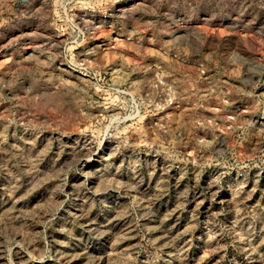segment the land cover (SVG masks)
Masks as SVG:
<instances>
[{
    "label": "rangeland",
    "instance_id": "rangeland-1",
    "mask_svg": "<svg viewBox=\"0 0 264 264\" xmlns=\"http://www.w3.org/2000/svg\"><path fill=\"white\" fill-rule=\"evenodd\" d=\"M0 264H264V0H0Z\"/></svg>",
    "mask_w": 264,
    "mask_h": 264
},
{
    "label": "bare ground",
    "instance_id": "bare-ground-1",
    "mask_svg": "<svg viewBox=\"0 0 264 264\" xmlns=\"http://www.w3.org/2000/svg\"><path fill=\"white\" fill-rule=\"evenodd\" d=\"M129 65V64H128ZM122 69V68H121ZM120 68H117V66H116V68H112L111 69V75H112V77H115L114 79H117L118 77H119V79L121 78L120 76H124L125 77V79L127 80V81H131V80H133V76L134 75H132V73L131 74H129L128 72V74H124L122 71L123 70H121ZM78 77V76H77ZM134 81V80H133Z\"/></svg>",
    "mask_w": 264,
    "mask_h": 264
}]
</instances>
